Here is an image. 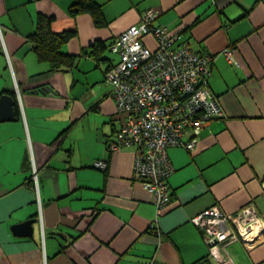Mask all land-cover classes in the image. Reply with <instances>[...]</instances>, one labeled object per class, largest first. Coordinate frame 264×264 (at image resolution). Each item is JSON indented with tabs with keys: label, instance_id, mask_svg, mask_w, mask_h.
Instances as JSON below:
<instances>
[{
	"label": "crops",
	"instance_id": "crops-1",
	"mask_svg": "<svg viewBox=\"0 0 264 264\" xmlns=\"http://www.w3.org/2000/svg\"><path fill=\"white\" fill-rule=\"evenodd\" d=\"M97 2L104 27L86 13L71 17L73 0H0V97L16 98L19 109L15 120L0 121V264L212 263L193 217L250 203L264 220V0ZM149 10L160 12L156 24L178 34L179 44L215 56L209 86L225 113L193 151L168 149L172 201L161 212L133 179L136 149L108 150L122 118L104 79L118 57L105 51ZM39 13L53 16L54 32H77L62 47L77 56L72 69L52 71L38 60L28 26L33 21L35 30ZM97 41L107 46L98 57L88 53ZM145 43L156 46L152 37ZM228 49L239 68L229 64ZM86 86L95 95L87 97ZM92 110L102 111L109 127L94 130ZM100 160L105 170L95 166ZM31 218L33 234L15 235L13 226ZM226 249L232 264H264V232L256 243Z\"/></svg>",
	"mask_w": 264,
	"mask_h": 264
},
{
	"label": "built area",
	"instance_id": "built-area-1",
	"mask_svg": "<svg viewBox=\"0 0 264 264\" xmlns=\"http://www.w3.org/2000/svg\"><path fill=\"white\" fill-rule=\"evenodd\" d=\"M160 12L147 11L134 25L110 44L118 61L105 72V83L122 124L108 141V150L136 149L133 179L140 181L153 197L157 212L172 201L169 178L174 172L168 149L193 151L202 131L225 113L209 86L215 56L195 52L180 36L156 24ZM155 40V48L145 43ZM230 65L240 67L231 49L226 50ZM95 166L105 170L106 161ZM37 186L38 175L34 168ZM209 248L213 264H232L226 247L236 241L252 244L263 235L264 220L253 204L235 213L212 206L192 218Z\"/></svg>",
	"mask_w": 264,
	"mask_h": 264
},
{
	"label": "trees",
	"instance_id": "trees-1",
	"mask_svg": "<svg viewBox=\"0 0 264 264\" xmlns=\"http://www.w3.org/2000/svg\"><path fill=\"white\" fill-rule=\"evenodd\" d=\"M68 12L71 17H77L83 13L89 14L96 27H104L107 25L103 15L102 5L97 0H73ZM53 20V16L39 13L36 18L35 30L28 36V41L37 55L38 60L40 62H48L52 71L70 70L76 65L77 56L63 52L62 47L74 38L77 32L75 30L54 32L52 30ZM106 48L105 43L97 41L88 48V53L95 54L98 57ZM14 107H16L15 111L18 115L19 109L16 98H14ZM197 264L212 263L209 260H202Z\"/></svg>",
	"mask_w": 264,
	"mask_h": 264
},
{
	"label": "water",
	"instance_id": "water-1",
	"mask_svg": "<svg viewBox=\"0 0 264 264\" xmlns=\"http://www.w3.org/2000/svg\"><path fill=\"white\" fill-rule=\"evenodd\" d=\"M14 99L11 95H2L0 97V121L15 120ZM37 219L31 218L20 224L13 226V232L17 236H31L34 231V225Z\"/></svg>",
	"mask_w": 264,
	"mask_h": 264
},
{
	"label": "rangeland",
	"instance_id": "rangeland-1",
	"mask_svg": "<svg viewBox=\"0 0 264 264\" xmlns=\"http://www.w3.org/2000/svg\"><path fill=\"white\" fill-rule=\"evenodd\" d=\"M33 17H35V15H33ZM31 22V21H30ZM29 22V31H28V36H30L33 32H34V27L33 25ZM105 56L106 58H110V59H114L116 60L117 57L115 55H113L112 52H110L109 50H106L105 51ZM105 86V84H104ZM84 88V85L79 83L77 84V89H76V93H78V91L82 90ZM86 89V95L87 93H93L95 95V91H92L93 89H95V87H85ZM87 97H90V95H87ZM92 97V95H91ZM96 102V101H94ZM90 108V107H89ZM117 111V110H116ZM118 114V113H117ZM87 119L90 121L89 124H91L92 128L95 130L96 128H99V131L101 132V128L104 127V126H107L109 127V124L108 125H105L104 124V118H103V113L102 111H90L87 115ZM88 120L85 121V125H82V129L85 128V127H88ZM79 129L80 128H77V133L79 132Z\"/></svg>",
	"mask_w": 264,
	"mask_h": 264
}]
</instances>
